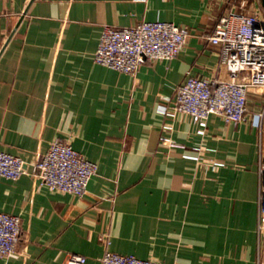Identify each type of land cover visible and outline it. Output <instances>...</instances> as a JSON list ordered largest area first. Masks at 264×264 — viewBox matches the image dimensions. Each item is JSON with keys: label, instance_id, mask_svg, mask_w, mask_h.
Returning a JSON list of instances; mask_svg holds the SVG:
<instances>
[{"label": "crops", "instance_id": "0c3cea01", "mask_svg": "<svg viewBox=\"0 0 264 264\" xmlns=\"http://www.w3.org/2000/svg\"><path fill=\"white\" fill-rule=\"evenodd\" d=\"M239 1L0 0V150L30 162L61 138L98 164L83 196L30 173L0 176V211L19 214L22 229L0 264H61L73 252L102 264L106 249L169 264H264V91L248 92L238 123L211 114L202 126L172 107L188 74L227 76L208 36ZM141 20L189 28L179 54L133 74L94 61L105 24Z\"/></svg>", "mask_w": 264, "mask_h": 264}, {"label": "built area", "instance_id": "2783aa9c", "mask_svg": "<svg viewBox=\"0 0 264 264\" xmlns=\"http://www.w3.org/2000/svg\"><path fill=\"white\" fill-rule=\"evenodd\" d=\"M240 0L216 22L209 40L220 46V63L225 78L188 74L173 96V113L189 114L205 126L211 114L227 122L244 121L248 92L264 91V9L259 0ZM252 4V7H250ZM250 7V8H249ZM190 34L189 28L169 20H141L129 26H103L93 59L96 63L127 73H135L146 61L171 59L179 54ZM165 106L162 111H165ZM264 117L257 113V122ZM165 140L175 145L169 136ZM96 161L86 158L70 141L55 138L35 161L0 150V176L17 179L30 173L51 190L83 196L90 178L97 173ZM258 230L264 229V157L259 159ZM19 214L0 211V257L16 252L21 238ZM86 255L70 253L61 264H85ZM102 264H169L154 258H141L106 249Z\"/></svg>", "mask_w": 264, "mask_h": 264}, {"label": "water", "instance_id": "95a60500", "mask_svg": "<svg viewBox=\"0 0 264 264\" xmlns=\"http://www.w3.org/2000/svg\"><path fill=\"white\" fill-rule=\"evenodd\" d=\"M260 3H261V5H262V7L264 9V0H260Z\"/></svg>", "mask_w": 264, "mask_h": 264}, {"label": "rangeland", "instance_id": "374dc122", "mask_svg": "<svg viewBox=\"0 0 264 264\" xmlns=\"http://www.w3.org/2000/svg\"><path fill=\"white\" fill-rule=\"evenodd\" d=\"M249 1V3H253V1L252 0H248ZM250 7H252V4H250ZM249 7V8H250ZM248 103H249V101H248Z\"/></svg>", "mask_w": 264, "mask_h": 264}, {"label": "trees", "instance_id": "16d2710c", "mask_svg": "<svg viewBox=\"0 0 264 264\" xmlns=\"http://www.w3.org/2000/svg\"><path fill=\"white\" fill-rule=\"evenodd\" d=\"M259 2H260V0H259Z\"/></svg>", "mask_w": 264, "mask_h": 264}]
</instances>
